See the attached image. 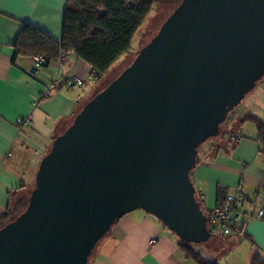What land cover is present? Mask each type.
<instances>
[{"label":"water","instance_id":"95a60500","mask_svg":"<svg viewBox=\"0 0 264 264\" xmlns=\"http://www.w3.org/2000/svg\"><path fill=\"white\" fill-rule=\"evenodd\" d=\"M263 77L264 0H181L52 141L26 209L0 229V264H87L135 211L184 244L208 242L198 148Z\"/></svg>","mask_w":264,"mask_h":264},{"label":"crops","instance_id":"0c3cea01","mask_svg":"<svg viewBox=\"0 0 264 264\" xmlns=\"http://www.w3.org/2000/svg\"><path fill=\"white\" fill-rule=\"evenodd\" d=\"M64 4L65 0H0V215L15 193L30 187L52 141L96 95L98 83H86L82 95L77 88L61 85L49 99L39 100L61 77L76 76L86 81L91 67L70 56L63 66L50 62L36 69L32 57H14L12 43L23 25L36 27L60 41ZM35 101L39 102L34 107ZM247 102L237 117L229 119L228 130L220 139L209 141L204 153L199 151L191 171L195 195L205 214L222 204L227 195L240 196L248 212L264 206V158L259 152L257 130L249 127L251 123L242 122L247 115L264 121V79ZM26 117L31 118L32 129L20 134L16 120ZM232 135L239 139L228 147ZM219 188L224 191L220 199ZM244 236L240 240L217 235L209 247L215 252L210 262L249 264L254 252L264 254V220L246 223ZM87 264L196 263L185 257L178 239L158 221L135 211L111 227Z\"/></svg>","mask_w":264,"mask_h":264},{"label":"trees","instance_id":"16d2710c","mask_svg":"<svg viewBox=\"0 0 264 264\" xmlns=\"http://www.w3.org/2000/svg\"><path fill=\"white\" fill-rule=\"evenodd\" d=\"M160 2L161 0H65L60 41L36 27L23 25L12 43L14 57L40 55L49 64L56 62L60 55L72 56L88 64L92 72L98 73L102 79L123 55L131 51L137 33ZM242 122L255 126L259 152L264 158V121L254 115H247ZM201 147L202 145L198 148V154ZM223 195L224 191L219 188L218 199ZM12 197L6 211L0 215V229L16 219L27 207L26 201L23 209L17 211V205V209L12 210ZM196 200L199 202L197 197ZM191 246L179 241V248L188 260L196 264H217L204 260ZM249 264H264V254L254 252Z\"/></svg>","mask_w":264,"mask_h":264},{"label":"built area","instance_id":"2783aa9c","mask_svg":"<svg viewBox=\"0 0 264 264\" xmlns=\"http://www.w3.org/2000/svg\"><path fill=\"white\" fill-rule=\"evenodd\" d=\"M68 58L69 56L60 55L56 62L58 65L63 66ZM32 60L36 69L46 64L45 58L40 55L33 56ZM100 79L101 76L96 72H91L86 81L76 76L61 77L45 90L39 100L49 99L55 92V89L59 88L61 85L66 88H77L80 95H82L84 93L83 87L86 83L94 86L100 81ZM37 102L39 101H35L33 105L34 107ZM16 127L20 134H26L32 129L31 118H18L16 120ZM238 139L239 137L236 135L230 136L227 140V146L231 147L238 141ZM198 200L200 201V199ZM206 219L207 229H214L216 234L222 239L236 237L237 239L242 240L246 223L253 220H264V206H261L253 212H248L244 209V201L240 196L227 195L225 201L220 206L208 211ZM153 243L154 241H152L150 245Z\"/></svg>","mask_w":264,"mask_h":264},{"label":"rangeland","instance_id":"374dc122","mask_svg":"<svg viewBox=\"0 0 264 264\" xmlns=\"http://www.w3.org/2000/svg\"><path fill=\"white\" fill-rule=\"evenodd\" d=\"M180 1L181 0H161V2L152 10L148 19L145 21L144 25L142 26V28L137 33V35H136V37L132 43L131 51L128 54L123 55L118 60V62L114 66V68L112 70H110L98 82L96 94L103 91L112 81L117 79L121 75V73L125 69H127L136 60L140 51L143 50V48L145 46H147L158 35V33L161 30L164 23L167 21V19L170 17V15H172L175 8L180 4ZM262 79H264V77ZM258 83L256 84L255 88L252 91H250L243 98L241 103L232 112L229 113L226 122L221 125L218 135L213 137L212 140L218 139V138L220 139V137L222 136V132H225L228 130L229 119H231L232 117H237L240 114V112L242 111V109H244L246 107V105L248 103L247 101H248L250 95L256 90ZM88 101L89 100H87V102ZM248 125H249V127L255 129V127L253 125H251V124H248ZM209 141H211V140H209ZM208 142L206 144L202 145V147L199 150L200 154L207 151ZM33 188H34V180L32 181V183L28 189H24V190L16 193L15 196L12 197L11 209L14 210L17 205L19 207L18 209L16 208L17 211H19L20 209H23L25 204H26L27 198L29 197V194ZM208 231L213 235L209 239L208 242L202 243V244H191L192 245L191 247L194 249V251L199 253L203 257V259L206 261H210V258H212L213 255L215 256V252L213 250L211 252L210 251L211 249L209 247L215 241L216 236H217L214 229L208 228Z\"/></svg>","mask_w":264,"mask_h":264}]
</instances>
